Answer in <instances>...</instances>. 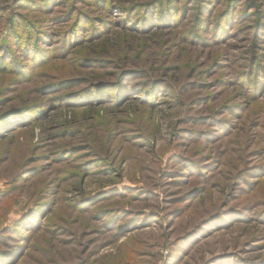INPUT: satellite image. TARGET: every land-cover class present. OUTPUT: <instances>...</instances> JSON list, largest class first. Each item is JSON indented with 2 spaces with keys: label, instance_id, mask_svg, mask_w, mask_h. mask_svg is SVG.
<instances>
[{
  "label": "rangeland",
  "instance_id": "1",
  "mask_svg": "<svg viewBox=\"0 0 264 264\" xmlns=\"http://www.w3.org/2000/svg\"><path fill=\"white\" fill-rule=\"evenodd\" d=\"M0 264H264V0H0Z\"/></svg>",
  "mask_w": 264,
  "mask_h": 264
},
{
  "label": "trees",
  "instance_id": "2",
  "mask_svg": "<svg viewBox=\"0 0 264 264\" xmlns=\"http://www.w3.org/2000/svg\"><path fill=\"white\" fill-rule=\"evenodd\" d=\"M172 2V0H159V4L160 5H164L165 3H167V4H170ZM261 14H259V12H258V14H257V21H259L260 20V18H261Z\"/></svg>",
  "mask_w": 264,
  "mask_h": 264
}]
</instances>
